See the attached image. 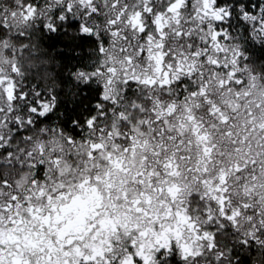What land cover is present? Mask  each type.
Here are the masks:
<instances>
[{
  "label": "snow or ice",
  "instance_id": "obj_1",
  "mask_svg": "<svg viewBox=\"0 0 264 264\" xmlns=\"http://www.w3.org/2000/svg\"><path fill=\"white\" fill-rule=\"evenodd\" d=\"M0 264H264V0H0Z\"/></svg>",
  "mask_w": 264,
  "mask_h": 264
}]
</instances>
